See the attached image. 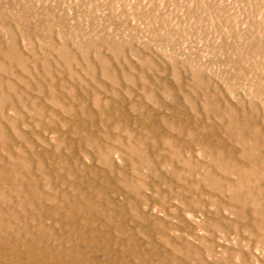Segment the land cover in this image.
Instances as JSON below:
<instances>
[{"label":"rangeland","instance_id":"rangeland-1","mask_svg":"<svg viewBox=\"0 0 264 264\" xmlns=\"http://www.w3.org/2000/svg\"><path fill=\"white\" fill-rule=\"evenodd\" d=\"M0 41L21 54L18 77L0 69L18 86L13 97H21L0 98L8 130L0 157L9 160L6 146L19 154L21 167L32 169L27 175L16 162L21 181L28 187L32 176L38 186L25 198L16 187L0 197L1 219L11 222L0 220V264H160L166 257L176 264H264V223L252 231L245 218L257 211L243 193L253 183L234 188L238 171L225 172L232 159L226 156L224 167L212 154L224 140L223 154L234 150L247 162L233 117L262 137L264 0H0ZM24 66L45 77L51 67L46 92Z\"/></svg>","mask_w":264,"mask_h":264},{"label":"bare ground","instance_id":"bare-ground-1","mask_svg":"<svg viewBox=\"0 0 264 264\" xmlns=\"http://www.w3.org/2000/svg\"><path fill=\"white\" fill-rule=\"evenodd\" d=\"M10 43V42H9ZM16 43V42H15ZM12 46V47H11ZM10 47H9V45L7 46L3 41H0V69L2 70V71H5V73L6 74H9L11 77H13V78H15V77H18V73H17V71L14 69V67H15V64L17 63H19L20 62V58H19V54H20V52L19 51H17L16 50V46H13V45H11ZM18 47V46H17ZM19 53V54H18ZM20 56H21V54H20ZM3 59H7L8 60V62H4V60ZM104 60V59H103ZM23 61V60H22ZM116 61V60H115ZM104 62H106V60H104ZM35 67V66H34ZM37 67V66H36ZM35 67V68H36ZM39 67V66H38ZM23 68H25V69H27V71H28V73H29V76H30V79H32V81H34V83L37 85L38 84V87H40V89H43L42 91H44V90H46V86H45V84L47 83L46 81L48 80V79H51L50 78V75L52 74V69H51V67L50 68H46L45 67V69H47V70H45V72H49L48 74H47V76L45 77V75L43 74V72L41 73V72H39L38 70H40V68H36V72L34 71V69H32L31 68V66L30 67H28V66H24ZM44 69V68H43ZM94 71V70H93ZM108 74V73H107ZM110 74V73H109ZM114 74V73H113ZM112 75V74H111ZM110 75V76H111ZM113 76H115V75H113ZM54 77V76H53ZM116 77V76H115ZM200 77V76H199ZM203 77V76H202ZM202 77H200V79L202 78ZM113 79V78H112ZM115 79V78H114ZM147 79V78H146ZM203 79V78H202ZM31 81V82H32ZM25 82H27V84H29V83H31V82H29V81H25ZM50 83V82H49ZM185 84V83H184ZM208 84V83H207ZM206 84V85H207ZM34 86V85H33ZM182 87V86H181ZM17 88H18V86H17V84L14 82V81H12V80H8V79H6V77H4V76H2V77H0V89H2L3 91H1V93H3L1 96H0V98H2V96H4L3 97V99L5 100H10L9 102L10 103H15V102H19V101H21V97L19 98V96H16V97H13V90H17ZM30 88H32L31 86H28L27 87V89L29 90ZM69 88V87H68ZM211 90V89H210ZM166 91V90H165ZM44 92H46V91H44ZM218 92V91H217ZM57 93V92H56ZM26 94V93H25ZM28 94V93H27ZM26 94V95H27ZM25 95V96H26ZM53 96H54V94H52ZM58 95H60L59 93H58ZM212 95V94H211ZM61 96H55L54 97V99H55V102L56 103H58V104H63V102L61 103V98H60ZM204 97H205V95L203 96V100H204ZM208 97V96H207ZM179 99V98H178ZM177 100V99H176ZM180 100V99H179ZM208 99H206V101H207ZM6 101V102H7ZM23 101H24V98H23ZM101 101V100H100ZM205 101V100H204ZM210 101V100H209ZM209 101H207V102H209ZM25 102V101H24ZM191 102H193V101H191ZM243 102V101H242ZM194 103L196 104V102L194 101ZM204 103V102H203ZM210 103V102H209ZM193 104V103H192ZM212 104V103H211ZM214 104V103H213ZM4 106H5V103H4ZM65 106V105H64ZM100 106H102V104L100 105ZM208 106H209V104H208ZM68 107V106H67ZM193 107V106H192ZM59 108V107H58ZM65 108V107H64ZM194 108H196L195 107V105H194ZM208 108H210V107H208ZM210 110H212V109H210ZM221 110V109H220ZM195 111V110H194ZM208 111V110H207ZM236 111V110H235ZM205 112V111H204ZM4 113V112H3ZM3 113H1L2 114V117H4V118H6V119H8L7 118V116L6 115H4ZM216 113V112H215ZM197 114V113H196ZM240 115V114H239ZM211 116V115H210ZM228 116H229V114H228ZM232 116V115H231ZM214 117H215V115H214ZM163 118V117H162ZM234 118V117H233ZM232 118V121H231V127L230 128H233V129H236V130H238L237 131V133L240 131V138H238V140L240 141V143L244 146V149H243V153H242V156L247 160V162L246 163H243V164H241V163H239V161L240 160H237V158L235 157L236 155H234L235 153L233 152V151H231V153H230V155H226L225 153L223 154L222 152L225 150V148H224V144H223V142H224V140H218V141H221V142H219L220 144L219 145H217L218 147H217V149H216V151L218 152H216V151H212V154L214 155V156H216V160L221 164L225 159H226V156H228V158H230V159H232L231 161H232V165L230 164V166L231 167H229L228 169H226V174H228L229 172H228V170H230V169H236L237 171H238V174H239V176H240V179L238 180V182H236V186H234V188L235 187H237V186H239L240 188L239 189H242V188H244L243 186L246 184V181H252V183L253 184H251V182H249L247 185H248V193H246V191H243V193H244V195H245V197H246V199H248L249 201H252L251 203L253 204V205H255L256 207H257V211L256 212H254L253 214H251V218L250 217H248V214H247V216L245 217L246 219H247V225H248V227H249V229L250 230H252L253 231V228H254V226H251V225H256L257 227H258V225H262L263 226V223H264V208L261 206L262 204H259V203H261L262 201L264 202V193H263V189L261 188V186H259V184H260V181L261 180H263L264 179V120H262V122H261V124H260V127L261 128H259V129H261V136L262 137H259L258 135H255V138H253L252 137V135H251V133H249V130H248V126L247 127H245V128H239V124L237 123V121L236 120H234ZM217 119V118H216ZM9 120V119H8ZM4 121H1L0 120V136L2 135L3 137H5L4 139H3V137H2V139L1 140H7L8 139V137H6L7 135H8V130H7V127L4 125V123H3ZM162 122V121H161ZM167 122V121H166ZM200 122V121H199ZM216 122H218V120H216ZM55 123V122H54ZM170 123V122H169ZM173 123V122H172ZM225 123V122H224ZM217 124H220V123H217ZM259 124V123H258ZM170 125V124H169ZM173 125V124H172ZM171 125V126H172ZM224 125V124H223ZM226 125V124H225ZM218 126V125H217ZM220 128V127H219ZM19 129V128H18ZM111 129V128H110ZM218 129V128H217ZM184 130V129H183ZM218 131V130H217ZM216 131V132H217ZM228 131V130H227ZM191 132V131H190ZM193 132H194V130H193ZM215 132V131H214ZM231 133H233V131L231 132ZM258 133H259V131H258ZM207 134V133H206ZM212 134H214L213 133V131H212ZM16 135V134H15ZM19 135H21V134H19ZM93 135H95V134H93ZM198 135H199V133H198ZM225 135V134H224ZM22 136L25 138L26 136H25V134L24 133H22ZM110 136H111V134H110ZM201 136V135H200ZM207 136V135H206ZM213 136H215V135H213ZM217 136V135H216ZM0 137V138H1ZM109 137V136H108ZM122 137V136H121ZM219 137V136H218ZM217 137V138H218ZM232 137V136H231ZM83 138H85V136L83 137ZM82 138V139H83ZM131 138V137H130ZM149 138V137H148ZM210 138V137H209ZM212 138V137H211ZM225 138H226V136H225ZM227 138H229V136L227 137ZM5 140V141H6ZM120 140V139H119ZM192 140V139H191ZM211 140H213V139H211ZM26 141V140H25ZM86 141L87 142H89V143H92V144H95L96 145V143H93L88 137H86ZM199 141V140H198ZM2 142V141H1ZM4 142V141H3ZM2 142V143H3ZM131 142V141H130ZM178 143V142H177ZM180 143V142H179ZM261 143V144H260ZM11 144V143H10ZM98 144V143H97ZM100 144V143H99ZM216 144V143H215ZM229 144V143H228ZM1 145V144H0ZM125 145V144H124ZM132 145V144H131ZM130 145V146H131ZM149 145V144H148ZM171 145V144H170ZM6 146V145H5ZM10 146H12V144L10 145ZM174 146V145H173ZM206 147V146H205ZM2 148V147H1ZM5 148V147H4ZM100 148H102V147H100ZM182 148V147H181ZM209 148V147H208ZM232 148V147H231ZM230 148V149H231ZM234 148H235V146H234ZM8 149H9V158H7V159H9V160H6L5 158L6 157H4V158H1L2 157V155H1V157H0V197H2V195L4 196L3 198H6L5 196H7L8 194H10L9 193V191H8V194L7 195H5V191H6V189H8V190H11L12 191V189L11 188H17V190L19 191V194L21 195V196H23V198H25L24 197V195H22V194H27V195H30V194H32L33 192H38V191H36L35 189L38 187H36V185H37V181L32 177V176H30V184L28 185V187L27 186H25V184H23V181H21V178H22V174H23V172L22 173H20L19 172V170L22 168H24V167H21V165H22V162L24 163V161H21V163H20V161H18L19 160V154L17 155V156H19L18 157V160H15V157H17L16 156V154L13 152V150H11L10 148H8V146H6V150L8 151ZM105 149V148H104ZM108 149V148H107ZM126 149V148H125ZM101 150V149H100ZM103 150V149H102ZM209 150V149H208ZM207 150V151H208ZM212 150V149H211ZM136 149H134V152L136 153ZM237 151V150H236ZM3 152H4V150H3ZM2 152V153H3ZM19 152V151H18ZM35 152V151H34ZM38 152V151H37ZM101 152V151H100ZM103 152V151H102ZM138 152V151H137ZM8 153V152H7ZM20 153H22V151L20 152ZM127 153V152H126ZM134 153V154H135ZM141 153V152H140ZM172 154V153H171ZM211 154V155H212ZM8 155V154H7ZM22 155V154H21ZM39 155V154H38ZM69 155V154H68ZM101 155V154H100ZM136 155V154H135ZM153 155V154H152ZM5 156H6V153H5ZM23 156H24V154H23ZM22 156V159H24V160H26V157H27V155L25 154V157H23ZM109 156V155H108ZM173 156H175V155H172V157ZM8 157V156H7ZM35 157V156H34ZM176 157V156H175ZM184 157V156H183ZM66 158V157H65ZM157 158V157H156ZM20 159H21V157H20ZM44 159V158H43ZM42 159V160H43ZM108 159H109V157H108ZM29 160H31V159H29ZM62 160H64L63 158H62ZM110 160V159H109ZM145 160V159H144ZM148 160V159H147ZM156 160V159H155ZM184 160H185V158H184ZM183 160V161H184ZM188 160V159H187ZM214 160V159H213ZM19 162L20 164V166L19 167H21L20 169L17 167V166H15V165H17V163L16 162ZM65 161V160H64ZM189 161V160H188ZM215 161V160H214ZM142 162H144V161H142ZM186 162V161H185ZM190 162V161H189ZM226 162V161H225ZM25 163H27V161L25 162ZM31 163H32V161H31ZM41 163H42V161H41ZM111 163V162H110ZM139 163H140V161H139ZM187 163V162H186ZM195 163V162H194ZM63 164V163H62ZM114 164V163H113ZM183 164H184V162H183ZM189 165L191 164V163H188ZM219 164V165H220ZM148 165H149V160H148ZM186 165V164H185ZM194 165V164H193ZM222 165H224V167H225V163L223 162L222 163ZM221 165V166H222ZM227 165V164H226ZM22 166H24V164L22 165ZM136 166V165H135ZM137 166H138V164H137ZM140 166H141V164H140ZM43 167V166H42ZM108 167H110V166H108ZM157 167V166H156ZM194 167V166H193ZM228 167V166H227ZM113 168V167H112ZM223 168V167H222ZM21 169V170H22ZM25 169V168H24ZM23 169V170H24ZM154 169H155V167H154ZM195 169V168H194ZM32 170V169H31ZM31 170H30V168H29V166L27 165L26 166V169H25V171H28L27 173V175H32L31 174ZM157 170V169H156ZM223 170H225V169H223ZM35 171V170H34ZM48 171V170H47ZM179 171V170H178ZM177 171V172H178ZM46 172V171H45ZM44 172V173H45ZM116 172V171H115ZM118 172V171H117ZM116 172V173H117ZM206 172H207V170H206ZM224 172V171H223ZM33 173V172H32ZM212 173V172H211ZM210 173V171H209V174H211ZM21 174V175H20ZM121 173H119V175H120ZM224 174V173H223ZM45 175V174H44ZM12 176V177H11ZM51 176V175H50ZM125 176V175H124ZM141 176V175H140ZM155 176V175H154ZM29 177V176H28ZM118 177H120V176H118ZM6 178V179H5ZM8 178H12V180L13 181H11L12 183H14V184H12V185H10L11 184V182H8ZM36 178V177H35ZM210 178V177H209ZM214 178H215V176H214ZM213 178V179H214ZM218 178V177H217ZM239 178V177H238ZM24 179V178H23ZM39 179H40V177H39ZM38 179V180H39ZM45 179V178H44ZM48 179H49V177H48ZM124 179V178H123ZM122 179V180H123ZM220 179V178H219ZM257 179H259V182H257ZM15 180V181H14ZM25 180H27V178H25ZM124 180H126V179H124ZM128 180V179H127ZM127 180H126V182H127ZM152 180V179H151ZM226 180V179H225ZM7 181V182H6ZM27 181H29V180H27ZM191 181V180H190ZM224 181V180H223ZM264 181V180H263ZM25 182V181H24ZM123 182V181H122ZM152 182H154V181H152ZM162 182V181H161ZM227 182V181H226ZM36 183V184H35ZM213 183V181L210 183V184H212ZM27 184V183H26ZM95 184V183H94ZM134 184V183H133ZM198 184V183H197ZM152 185V184H151ZM213 185V184H212ZM12 186V187H11ZM128 186H130V187H132L129 183H128ZM127 186V187H128ZM139 186V185H138ZM143 187H145L144 185H142ZM193 186V185H192ZM201 186V185H200ZM226 186V185H225ZM232 186V185H231ZM241 186H242V188H241ZM246 186V185H245ZM34 189H33V188ZM41 187V186H40ZM47 187V186H46ZM97 186H96V184H95V188H96ZM102 187V186H101ZM113 186L112 185H110L109 186V188H112ZM129 187V188H130ZM139 187H141V185L139 186ZM189 187V186H188ZM224 187V186H223ZM263 187V186H262ZM134 188H135V185L132 187V192H134V191H136V188H135V190H134ZM202 188V187H201ZM220 188H222V187H220ZM28 189V190H27ZM31 189V190H30ZM131 189V188H130ZM139 189V188H138ZM199 189V188H198ZM212 189V188H211ZM214 189V188H213ZM218 189V188H217ZM224 189V188H223ZM232 190H233V188H231ZM14 190V189H13ZM17 190H15V191H17ZM84 190V189H83ZM204 190V189H203ZM221 190V189H220ZM232 190H231V192H232ZM17 191V192H18ZM95 191V190H94ZM214 191V190H213ZM227 190H225V192H226ZM235 191V190H234ZM40 193L42 192V191H39ZM69 192V191H68ZM91 192V191H90ZM100 192H101V195L99 196V197H101V199H103L105 196H106V193H107V191L106 190H104V188L103 189H101L100 190ZM224 192V191H223ZM236 193H237V191H235ZM45 193V192H44ZM137 193L139 194L140 192H136V195H137ZM143 193V192H142ZM207 193V192H206ZM221 193V192H220ZM39 194V193H38ZM37 194V195H38ZM48 194V193H47ZM47 194H45L46 196H47ZM204 194V193H203ZM240 194V193H239ZM35 195V194H34ZM41 195H43V194H41ZM79 195V194H78ZM97 195H99V194H97ZM140 195H142V194H140ZM140 195H138V196H140ZM144 195V194H143ZM200 195H201V193H200ZM224 194H222V196H223ZM36 196V195H35ZM58 196V195H57ZM240 196V195H239ZM17 197H18V195H17ZM20 197V196H19ZM38 197H39V195H38ZM42 197H45V196H42ZM48 197V196H47ZM47 197H45V198H47ZM49 197L51 198V197H53V196H50L49 195ZM48 197V198H49ZM70 197V196H69ZM68 197V198H69ZM84 199H85V201H86V203L88 204V203H90V202H92L94 199H92V198H94L93 197V195L91 194H85L84 196ZM144 197V196H143ZM8 198V197H7ZM22 197H20V199H21ZM185 198V197H184ZM8 199H10V198H8ZM18 199V198H17ZM52 200H54V198H51ZM218 199H219V197H218ZM234 199V198H233ZM1 200V199H0ZM4 200H6V199H4ZM14 201V199H11V202H13ZM47 200H49V199H47ZM47 200H46V202H47ZM109 200V199H108ZM199 200V199H198ZM237 200V199H236ZM235 200V201H236ZM24 201H25V199H24ZM34 201V200H33ZM42 201V200H41ZM224 201H225V199H224ZM224 201H223V203H224ZM234 201V200H233ZM6 202V201H5ZM35 202V201H34ZM40 202V201H39ZM43 202V201H42ZM198 202V201H197ZM14 203V202H13ZM65 203V202H64ZM68 203V202H67ZM93 203H94V201H93ZM99 203V202H98ZM117 203V202H116ZM219 203V202H218ZM231 203V202H230ZM5 204V203H4ZM12 204V203H11ZM15 204V203H14ZM38 204V203H37ZM42 204V203H41ZM222 204V203H221ZM240 204V203H239ZM245 204V203H244ZM98 205V204H97ZM247 205V204H246ZM2 206V205H1ZM12 206V205H11ZM99 206V205H98ZM120 206V205H119ZM261 206V207H260ZM3 207V206H2ZM5 207H6V205H5ZM9 207V206H8ZM7 207V208H8ZM73 207V206H72ZM118 207V206H117ZM256 207H255V209H256ZM105 208V207H104ZM108 208V207H107ZM245 208V207H244ZM247 208V207H246ZM15 209V208H14ZM17 209V208H16ZM83 210V209H82ZM117 210V209H116ZM4 211V210H3ZM18 211L19 210H17L16 212L18 213ZM114 211V210H113ZM219 211V210H218ZM251 211V210H250ZM5 212V211H4ZM15 212V211H14ZM20 212V211H19ZM252 212V211H251ZM6 213V212H5ZM83 213V212H82ZM4 214V213H3ZM15 214V213H14ZM19 214V213H18ZM33 214V213H32ZM95 214V213H94ZM15 215H17V214H15ZM107 215H108V213H107ZM12 216V215H11ZM10 216V217H11ZM27 216V215H26ZM87 216H89V214L87 215ZM93 216H95V215H93ZM111 216H114V215H111ZM117 216V215H116ZM115 216V217H116ZM153 216H154V214H153ZM178 216V215H177ZM1 217H5V216H1L0 215V220L4 223V225H8L9 223L11 224V222L9 221V220H4V218L3 219H1ZM92 217V216H91ZM156 217H158V216H156ZM221 217H222V215H221ZM13 219H15V217H12ZM20 218V217H19ZM117 218H119V217H117ZM124 218L125 217H123L122 219L124 220ZM182 218V217H181ZM6 219V218H5ZM11 219V218H10ZM88 219V218H87ZM239 219H241V218H239ZM245 219V220H246ZM29 220V219H28ZM90 220H91V218H90ZM92 220H93V218H92ZM106 220H108V219H106ZM113 220H115V219H113ZM125 220H127V219H125ZM161 220V219H160ZM116 221V220H115ZM165 221V220H164ZM242 221V220H241ZM1 222V223H2ZM161 222V221H160ZM179 222V221H178ZM243 222V221H242ZM0 223V224H1ZM12 223H14L13 221H12ZM89 223V222H88ZM122 223H124V222H122ZM254 223V224H253ZM246 223H243V226L245 225ZM15 225V224H14ZM113 225V224H112ZM144 225V224H143ZM160 225H162V223H160ZM18 226V225H17ZM16 226V227H17ZM93 226V225H92ZM110 226V225H109ZM123 226V225H122ZM165 226H167V225H165ZM262 226H259L260 228L262 227ZM3 227V226H2ZM13 227V226H12ZM147 227V226H146ZM90 228H92V227H90ZM125 228H126V225H125ZM128 228V227H127ZM8 229V227L6 228V230ZM12 229V228H11ZM153 229V228H152ZM166 229H168V228H166ZM27 230V229H26ZM17 231V230H16ZM19 231V230H18ZM21 231V230H20ZM23 231V230H22ZM72 231H74V230H72ZM104 231V230H103ZM123 231V230H122ZM152 231V230H151ZM181 231V230H180ZM7 232V231H6ZM75 232V231H74ZM73 232V233H74ZM88 232V231H87ZM5 233V232H4ZM19 233V232H18ZM17 233V234H18ZM28 233V232H27ZM79 234H81L80 232H78ZM104 233V232H103ZM108 233H110V232H108ZM176 233V232H175ZM251 233H253V232H251ZM1 234H2V232H1ZM6 234V233H5ZM24 234V233H23ZM29 234H30V232H29ZM31 234H33V232L31 233ZM36 234V233H35ZM43 234V233H42ZM83 234V233H82ZM123 234V233H122ZM129 234V233H128ZM158 234V233H157ZM166 234V233H165ZM168 234V233H167ZM185 234V233H184ZM183 234V235H184ZM254 234V233H253ZM7 235H8V233H7ZM34 235V234H33ZM41 235V234H40ZM133 235H135V234H133ZM164 235V234H163ZM250 235V234H249ZM9 236V235H8ZM22 236H24V235H22ZM21 236V237H22ZM36 236V235H35ZM38 236V235H37ZM55 236H56V234H55ZM81 236V235H80ZM178 236V235H177ZM2 237V236H1ZM0 237V239H1V241H2V238ZM40 237V236H39ZM172 237V236H171ZM184 237V236H183ZM182 237V238H183ZM36 238V237H35ZM82 239H83V237H81ZM87 238V237H86ZM155 238V237H154ZM163 238H165V237H163ZM181 238V239H182ZM5 238H3V240H4ZM38 239V238H37ZM70 239H72V238H70ZM92 239V238H91ZM101 239H102V236H101ZM104 239V238H103ZM102 239V240H103ZM131 239V238H130ZM168 239V238H167ZM177 240H178V237L176 238ZM259 239V238H258ZM23 240H24V238H23ZM28 240V239H27ZM31 240V239H30ZM30 240H28V241H30ZM36 240V239H35ZM84 240V239H83ZM102 240H100V241H102ZM164 240V239H163ZM168 240H171V239H168ZM6 241V240H5ZM20 241V240H19ZM90 241V240H89ZM128 241V240H127ZM253 241V240H252ZM27 242V241H26ZM30 242H32V241H30ZM119 242V241H118ZM140 242V241H139ZM138 242V243H139ZM146 242H147V240H146ZM179 242V241H178ZM186 243H188L187 242V240L185 241ZM1 243V242H0ZM6 243V242H5ZM22 243V242H21ZM33 243V242H32ZM31 243V244H32ZM62 243V242H61ZM74 243V242H73ZM78 243V242H77ZM88 243V242H87ZM104 243H106L105 241H104ZM103 243V244H104ZM116 243V242H115ZM148 243V242H147ZM1 244H3V241H2V243ZM45 244V243H44ZM63 244V243H62ZM120 244V243H119ZM140 244V243H139ZM138 244V245H139ZM157 244V243H156ZM182 244V243H181ZM4 245V244H3ZM17 245V244H16ZM78 245V244H77ZM86 245H88V244H86ZM105 245V244H104ZM118 245V244H117ZM146 245V244H145ZM172 245H174V244H172ZM178 245V244H177ZM5 246H7V245H5ZM28 246V245H27ZM27 246H26V248H27ZM33 246H35V245H33ZM33 246H31V248L33 247ZM80 246V245H79ZM8 247V246H7ZM35 247H37V245L35 246ZM64 247V246H63ZM72 247H73V245H72ZM75 248H76V246H74ZM78 247V246H77ZM92 247V246H91ZM97 247L99 248V246L97 245ZM100 247H103V246H100ZM124 247H126V245L124 246ZM139 247V246H138ZM174 247V246H173ZM1 249V251L2 252H0V259L2 258V253L4 252L3 250H2V245H1V247H0ZM29 248L30 247H28V249L27 250H29ZM56 248V247H55ZM92 248H94V246L92 247ZM90 249V250H93V249ZM177 248V247H176ZM188 248V250L190 251L191 250V248H190V246H188L187 247ZM37 249H39L38 247H37ZM45 249V248H44ZM57 251H58V246H57ZM61 249H62V247H61ZM61 249H59V250H61ZM67 249V248H66ZM95 249H96V247H95ZM100 249V248H99ZM115 249V248H114ZM142 249V248H141ZM140 249V250H141ZM172 249H174V248H172ZM182 249V248H181ZM26 250V251H27ZM35 250H36V248H35ZM50 250H51V248H50ZM65 250V249H64ZM63 250V251H64ZM69 250V249H68ZM76 250V249H75ZM148 250V249H147ZM146 250V251H147ZM169 250V249H168ZM176 250H178V248L177 249H175V251ZM185 250V249H184ZM183 250V251H184ZM197 250H198V248H197ZM7 251V250H6ZM37 251V250H36ZM44 251V250H43ZM49 251V250H48ZM66 251V250H65ZM69 251H71V250H69ZM69 251H67L68 253H69ZM81 251V250H80ZM87 251H88V249H87ZM86 251V252H87ZM115 251H116V249H115ZM163 251V250H162ZM179 251H181L180 249H179ZM33 252H35V251H33ZM40 252V251H39ZM66 252V253H67ZM85 252V253H86ZM129 252H130V250H129ZM135 252V251H134ZM159 252V251H158ZM166 252V251H165ZM182 252V251H181ZM214 252V251H213ZM26 253V252H25ZM24 253V254H25ZM37 253V252H36ZM52 253H54L53 251H52ZM57 253H59V252H57ZM80 253V255H81V252H79ZM114 253V252H113ZM118 253V252H117ZM160 253V252H159ZM158 253V254H159ZM185 253V252H184ZM197 253H199V252H195V254L196 255H198ZM56 254V253H55ZM61 254H63V253H61ZM115 254V253H114ZM138 254H140V253H138ZM155 254H156V251H155ZM162 254H163V252H162ZM181 254H183V252L181 253ZM180 254V255H181ZM200 254V253H199ZM210 254H212V252L210 251ZM5 255V254H4ZM7 255V254H6ZM58 255V254H57ZM56 255V256H57ZM123 255V254H122ZM157 255V254H156ZM160 255V254H159ZM185 255V254H184ZM24 256V255H23ZM32 256V255H31ZM33 256H35V255H33ZM37 256V255H36ZM35 256V257H36ZM45 256V255H44ZM48 256V255H47ZM46 256V257H47ZM55 256V257H56ZM74 256V255H73ZM73 256L71 255V257H70V255H69V257L71 258V260H72V258H73ZM112 256H113V254H112ZM124 256V255H123ZM162 256V255H161ZM185 256H187V255H185ZM199 256V255H198ZM204 256V255H203ZM238 256V255H237ZM4 257V256H3ZM6 257V256H5ZM39 257H41V256H39ZM60 257H61V255L59 256V258H57L56 257V259H60ZM65 256H63V258H64ZM69 257L67 256V257H65V258H67V259H69ZM86 257V256H85ZM116 257H118V256H116ZM121 257V256H120ZM126 257H128V256H126ZM126 257H123V258H126ZM152 257V256H151ZM163 257V256H162ZM200 257V256H199ZM37 258V257H36ZM52 258V257H51ZM74 258H77V257H74ZM79 258V257H78ZM81 258H84V257H81ZM122 258V257H121ZM128 258H130V257H128ZM135 258V257H134ZM171 258V257H170ZM169 258V259H170ZM230 258V257H229ZM3 259V258H2ZM35 259V258H34ZM38 259V258H37ZM36 259V260H37ZM48 259H50V256H49V258ZM91 259V258H90ZM108 259V258H107ZM111 259V258H110ZM118 259H119V257H118ZM127 259V258H126ZM131 259V258H130ZM130 259H129V261H127L128 263L130 262ZM166 259H167V257H166ZM166 259H163V260H161V263L160 264H166L165 262H167V264L168 263H174V264H176L177 262H178V259L176 258V257H172L170 260H166ZM187 259V258H186ZM7 260V259H6ZM31 260V259H30ZM35 260V261H36ZM41 260V259H40ZM42 260H44L43 258H42ZM52 260H54V258L52 259ZM70 260V259H69ZM68 260V261H69ZM92 260V259H91ZM98 260V259H97ZM158 260V259H157ZM193 260H195V259H193ZM208 260V259H207ZM32 261V260H31ZM30 261V262H31ZM57 261V260H56ZM55 261V262H56ZM64 261V260H63ZM67 261V260H66ZM65 261V262H66ZM74 261V260H73ZM137 261V260H136ZM143 261V260H142ZM141 261V262H142ZM185 261V260H184ZM0 262H1V260H0ZM4 261H2V263H3ZM62 262V261H61ZM72 262V261H71ZM82 262V261H81ZM84 263H85V261H83ZM90 262V261H89ZM93 262H96V261H93ZM105 262V261H104ZM106 262H108V261H106ZM105 262V263H106ZM113 262H114V260H113ZM119 262H122V261H120L119 260ZM124 262V261H123ZM140 262V263H141ZM187 262H189V260L187 261ZM7 263V262H6ZM33 263V262H32ZM51 263V262H50ZM77 263V262H76ZM105 263H103V261H102V263L101 264H105ZM111 263V262H110ZM109 262L107 263V264H110ZM126 263V262H125ZM146 263V262H145ZM157 263V262H156ZM156 263H153V262H151V264H156ZM197 263V262H196ZM199 263H200V261H199ZM212 263V262H211ZM211 263H209V264H211ZM35 264H36V262H35ZM39 264V263H38ZM41 264H43L42 262H41ZM48 264V263H47ZM52 264H54V263H52ZM62 264V263H61ZM71 264V263H70ZM75 264V263H74ZM77 264H79V263H77ZM149 264H150V262H149ZM182 264H186V262L184 263V262H182ZM205 264V263H204ZM206 264H208V263H206ZM226 264V263H225Z\"/></svg>","mask_w":264,"mask_h":264}]
</instances>
